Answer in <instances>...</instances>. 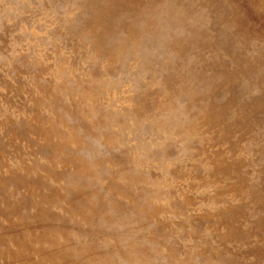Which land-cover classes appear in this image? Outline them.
<instances>
[{
	"label": "rangeland",
	"instance_id": "374dc122",
	"mask_svg": "<svg viewBox=\"0 0 264 264\" xmlns=\"http://www.w3.org/2000/svg\"><path fill=\"white\" fill-rule=\"evenodd\" d=\"M0 264H264V0H0Z\"/></svg>",
	"mask_w": 264,
	"mask_h": 264
}]
</instances>
